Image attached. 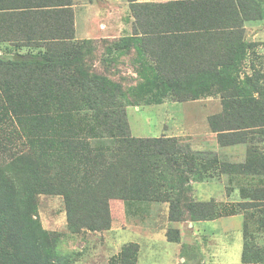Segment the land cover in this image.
I'll list each match as a JSON object with an SVG mask.
<instances>
[{
  "label": "trees",
  "instance_id": "trees-1",
  "mask_svg": "<svg viewBox=\"0 0 264 264\" xmlns=\"http://www.w3.org/2000/svg\"><path fill=\"white\" fill-rule=\"evenodd\" d=\"M127 1L131 34L98 41L74 38L72 0L0 1L9 23L0 41L40 50L0 58V264H69L33 217L39 194L63 196L73 231L108 228L110 198L167 202L170 221L217 215L213 200L189 194L191 175L223 169L216 154L172 136H132L125 90L90 62L99 47L133 48L151 69L137 75L173 101L217 95L221 110L208 125L221 145L264 132V73L241 69L255 45L243 39L244 22L264 16L260 1ZM165 235L179 241L177 229ZM123 247L137 255L136 243ZM241 261L264 254L244 244Z\"/></svg>",
  "mask_w": 264,
  "mask_h": 264
},
{
  "label": "rangeland",
  "instance_id": "rangeland-1",
  "mask_svg": "<svg viewBox=\"0 0 264 264\" xmlns=\"http://www.w3.org/2000/svg\"><path fill=\"white\" fill-rule=\"evenodd\" d=\"M82 10H87L86 13L90 16L86 24V13ZM73 11L76 13L78 35L83 26H96L99 32L95 33L102 32L89 38H76L78 40L120 39L132 32L133 16L126 0H74ZM249 42H254L255 45L246 52L241 65L242 71L248 75L251 73V67L262 69L264 64V39L258 38ZM19 49L22 48L10 47L0 42V58H11L15 54L14 51ZM24 49L40 51L38 48ZM89 58L96 71L119 82L125 90V113L132 136H172L185 140L192 148L198 149L202 145V149L212 150V137L206 131L209 113L215 110L214 100H219L217 95L181 102L171 100L167 89L157 81L146 84L144 79L137 75V71L145 72L151 69L148 67L149 62L145 58H139L133 48L111 53L99 47ZM242 145H245L246 149L233 146L231 150L226 147L216 152L224 167L220 169L217 168L219 165H214L211 178L217 180L222 177L226 180V195L222 194V200H213L217 214L213 218L215 220L196 223L194 228L197 233V245L206 264H243L240 261L242 231L244 244L264 254V132L248 134L246 143ZM254 167L256 172H253ZM208 172L210 170L201 173L203 178L199 180L210 179L207 177ZM249 173L252 174L251 178ZM215 176L217 177L214 178ZM197 178L191 175L189 181V194L194 200H197V196H194L192 184ZM215 190L214 185L213 191ZM108 203L110 224L106 229L81 228L79 231H73L67 224L64 200L60 194H39L33 217L44 230L55 236V256H61L69 264H132L137 255L134 257L130 248L125 251V244L148 241L139 239V233L151 234L168 229L178 230L179 242L182 237L181 229L183 230L187 241L181 244L180 251L188 257L194 256L193 242L190 241L192 234L188 227L192 221L168 220L167 202L124 204L121 198H110ZM114 239L121 243L133 242L123 243L116 251L112 247ZM144 246L146 251L145 242ZM150 252L146 258L142 257L143 264H172V261L178 259L172 251L163 248L159 240L154 241ZM248 254L250 257L254 256L252 252Z\"/></svg>",
  "mask_w": 264,
  "mask_h": 264
},
{
  "label": "crops",
  "instance_id": "crops-1",
  "mask_svg": "<svg viewBox=\"0 0 264 264\" xmlns=\"http://www.w3.org/2000/svg\"><path fill=\"white\" fill-rule=\"evenodd\" d=\"M1 1V0H0ZM127 1V0H126ZM137 1H149V2H163V1H166V0H137ZM260 1L261 3V7H262V10L264 12V1L263 0H258ZM128 2V1H127ZM73 6H74V0H72V9H73ZM84 9V8H83ZM85 12V10H82ZM87 12V10H86ZM85 12V13H86ZM73 24H74V38H89L95 34H100V33H95V32H99V28L94 26L93 28H85L84 26L81 28V33L78 35L77 34V25H76V13L75 11H73ZM90 16L87 15V13L85 14V24L88 23V18ZM2 23L5 24V22H0V25H2ZM4 24L1 26L0 28V34L1 35H4V36H8L6 35V28L8 27L7 24H9L8 22L6 23V25L4 26ZM4 26V28H3ZM3 33V34H2ZM3 37V36H1ZM258 38H263L264 39V16L261 17V18H257V19H252V20H247L244 22V34H243V39L247 40V41H255L257 40ZM4 44H7L9 45L10 47H15V48H22V49H19V50H16L14 51L15 54L17 53H25V52H33L35 53L34 51H26L24 49L25 46H17V45H14V44H11L10 42L8 41H0ZM30 48V47H28ZM14 49V48H13ZM32 49V48H30ZM36 49V48H35ZM13 52V53H14ZM14 54V55H15ZM150 64V63H149ZM262 71L264 73V64L262 65ZM212 96V95H210ZM208 97V96H207ZM205 98V97H203ZM199 99H202V98H199ZM194 100H197V99H194ZM178 102V101H177ZM181 102V101H180ZM215 102V105H213L214 107V111L213 112H210L209 115H212L214 113H217L221 110V102H220V99L217 100L215 99L214 100ZM208 115V116H209ZM206 133L208 135H210L212 137V145L214 147H212V150H206V149H202V145L200 146V148H192V146H190V148L192 150H199V151H210L214 154H216V152H219L221 149L223 148H230L228 150H231L233 148L231 147H239L241 146V148H245L246 149V146L245 145H242V143H238V144H231V145H221L218 140H217V136H216V133L212 132L209 125H208V131H206ZM180 141L182 142H186L185 140H182V139H179ZM187 143V142H186ZM204 145V143H203ZM216 156L218 157V154H216ZM246 153L244 155V157H246ZM215 165H218L217 163H215ZM211 171H214L213 169H210V172ZM212 173V172H211ZM228 174V173H226ZM249 178H251L252 174L249 173ZM213 177V175L211 176ZM211 177H208L210 179L208 180H205V179H202V180H199V179H195L194 180V183L192 184V187L195 191V194L194 196L197 198V200H200V201H208V200H218L219 198L222 200V194L223 195H226V192H225V187L227 186V182L226 180H224L222 177L220 179H212ZM217 176H215L214 178H216ZM253 184V183H251ZM216 187V190L213 191V187ZM254 189H249V191H252ZM208 191H211V193H207ZM251 197V196H250ZM130 202H146V203H158L157 201H127V200H123V203L124 204H127V203H130ZM215 219H211V220H201V221H192L188 224V227L190 228V233L192 234V241L193 242V247H194V256H191V257H188L186 256L185 254L181 253L180 251V246L182 243H185L187 240L186 238L183 236L184 235V232L183 230L181 229V239H180V242H176V241H170L166 238V231H163V232H155V233H151V234H141L139 233V239H148V241H144L146 244H147V250L145 251V246H144V242L143 241H139V242H136L138 244V251H137V259L134 263L132 264H143V259L142 257H145L147 256V254L151 253L150 252V249L153 248L154 246V241H157L159 240L160 243H161V246L165 249H168L170 251L173 252V255L174 256H178V259L176 261H172V264H176V262H178L177 264H206L205 262V258L202 254V252L199 250V247L197 245V233H195L194 231V228H195V224L196 223H199V222H204V221H214ZM178 222V221H176ZM138 234V233H137ZM117 240V239H116ZM115 239L113 240V246L114 249L117 251V249H119V247L123 244V243H126V242H133V241H126V242H122L121 241H116ZM243 245H244V233L242 231V248H241V253H242V249H243ZM153 253V252H152ZM174 260V259H173ZM240 261H241V255H240ZM149 262V261H148ZM264 262V261H263ZM263 262H249V263H243V264H258V263H263ZM242 263V261H241Z\"/></svg>",
  "mask_w": 264,
  "mask_h": 264
}]
</instances>
